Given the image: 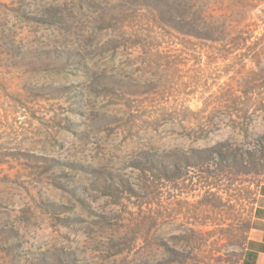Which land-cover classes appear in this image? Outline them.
<instances>
[{"label":"rangeland","instance_id":"1","mask_svg":"<svg viewBox=\"0 0 264 264\" xmlns=\"http://www.w3.org/2000/svg\"><path fill=\"white\" fill-rule=\"evenodd\" d=\"M262 1L0 0V264H242Z\"/></svg>","mask_w":264,"mask_h":264},{"label":"crops","instance_id":"2","mask_svg":"<svg viewBox=\"0 0 264 264\" xmlns=\"http://www.w3.org/2000/svg\"><path fill=\"white\" fill-rule=\"evenodd\" d=\"M256 14L258 18H264V0L256 9ZM242 264H264V187L255 199Z\"/></svg>","mask_w":264,"mask_h":264}]
</instances>
